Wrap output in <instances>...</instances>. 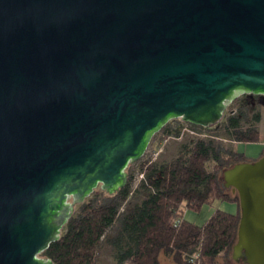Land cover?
<instances>
[{"label": "water", "instance_id": "water-1", "mask_svg": "<svg viewBox=\"0 0 264 264\" xmlns=\"http://www.w3.org/2000/svg\"><path fill=\"white\" fill-rule=\"evenodd\" d=\"M264 95V0H0V264L39 254L112 193L171 118L219 122ZM231 256L264 264V153L222 171Z\"/></svg>", "mask_w": 264, "mask_h": 264}, {"label": "trees", "instance_id": "trees-1", "mask_svg": "<svg viewBox=\"0 0 264 264\" xmlns=\"http://www.w3.org/2000/svg\"><path fill=\"white\" fill-rule=\"evenodd\" d=\"M245 95L234 98L216 124L203 126L180 118L164 123L159 131L171 138L181 137L185 129L198 134L181 142L172 157L142 162L136 184L133 162L127 165L126 182L119 189L109 193L94 188L75 205L59 237L41 255L54 264H95L104 238L114 264H160V252L173 264H219L220 256L230 264L226 257L237 237L240 208L237 194L231 195L227 191L231 187L223 184L222 171L264 153L263 149L249 158L233 146L237 141L263 140L258 126L261 113L251 110ZM141 193L145 195L138 197ZM130 197L137 199L124 207ZM215 199L236 201L238 210L216 208L202 224L183 216V207L198 209ZM238 261L247 264L243 258Z\"/></svg>", "mask_w": 264, "mask_h": 264}, {"label": "rangeland", "instance_id": "rangeland-1", "mask_svg": "<svg viewBox=\"0 0 264 264\" xmlns=\"http://www.w3.org/2000/svg\"><path fill=\"white\" fill-rule=\"evenodd\" d=\"M245 94L246 97L250 98L248 93ZM241 96L242 94L239 95L238 97ZM250 100H251V110L253 108H256L261 113V118L258 123V126L261 135L263 137V140L256 142L237 141L233 143V146L236 150L243 152L246 155V157L256 158L264 149V95L259 94L257 98H250ZM232 104L233 102L231 101L227 105L221 119L225 117V114L227 113L229 106H231ZM189 130L190 129H185V132H183L182 136L178 138L167 137L163 132L160 131L156 132L153 138H151V140L149 141L148 146L145 149L143 155L139 158V161L137 162L135 161L134 163L133 166L134 184H136V182L141 177V171L139 167L142 162H145L150 159L164 160L172 157L177 152L178 146L181 142H183L190 136H196V134H198L196 132H190ZM227 191L231 195L237 194V192L235 190H232L231 188H227ZM144 195L145 193H141L138 197H142ZM136 199L137 197L136 198L130 197L127 200L124 207H128ZM216 208H220L229 212H236L238 210L236 201L227 200V199L224 200L215 199L211 203L203 204L198 209L183 207L182 213L183 216L188 220H191L197 224H202ZM39 255L42 256L41 253ZM226 258L230 264H244L243 262H239L233 259L230 256V253ZM217 260L219 264H224V260H225L224 257L220 256L217 258ZM159 261L160 264H173V261L166 255H164L162 252L159 253ZM95 264H114V260L111 255V248L105 242L104 238L102 240V243L97 249ZM123 264H131V263L125 262Z\"/></svg>", "mask_w": 264, "mask_h": 264}, {"label": "flooded vegetation", "instance_id": "flooded-vegetation-1", "mask_svg": "<svg viewBox=\"0 0 264 264\" xmlns=\"http://www.w3.org/2000/svg\"><path fill=\"white\" fill-rule=\"evenodd\" d=\"M258 96H259V94H255L254 96L249 95L250 98H257Z\"/></svg>", "mask_w": 264, "mask_h": 264}, {"label": "built area", "instance_id": "built-area-1", "mask_svg": "<svg viewBox=\"0 0 264 264\" xmlns=\"http://www.w3.org/2000/svg\"><path fill=\"white\" fill-rule=\"evenodd\" d=\"M168 137V136H167Z\"/></svg>", "mask_w": 264, "mask_h": 264}]
</instances>
